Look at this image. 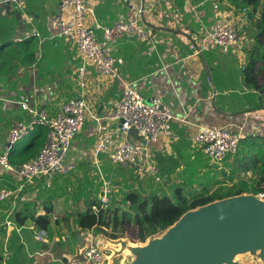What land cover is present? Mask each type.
<instances>
[{
    "label": "crops",
    "instance_id": "crops-1",
    "mask_svg": "<svg viewBox=\"0 0 264 264\" xmlns=\"http://www.w3.org/2000/svg\"><path fill=\"white\" fill-rule=\"evenodd\" d=\"M87 1L92 9L87 21L92 27L112 25L140 9L144 24L152 33L151 40L142 41L126 34L116 42L123 78L132 82L148 101L160 98L174 114L169 136L148 142L136 133L131 134L134 143L145 146L163 178L162 183L147 178L146 185L138 188L143 193L170 196L175 178L188 176L185 170L203 152L194 140L200 125L243 130L248 138L264 136V91L248 86L243 76L249 53L258 43L256 22L260 7L254 11V18L247 19L245 13L250 9L253 12L252 8L237 9L226 0ZM18 2L0 3V152L9 131L20 122L32 120L29 111L19 103L21 95L26 96L25 101L31 107L55 117L65 102L84 94L92 112L72 141L67 161L75 168L68 174L39 177L21 188L15 175L0 166V189L16 192V197L0 201V221L8 225L7 237L11 231L16 236L22 237V233L26 236L29 251L21 250L20 263L24 264L29 256H37L40 260L37 263L41 264L49 258L54 242L59 239L55 226L77 245L74 252L70 251V245L62 248L60 253L64 258L79 256V234H84L82 244L91 238L98 245L107 242L102 233L94 234L93 238L90 234L93 231L80 229L77 224L79 214L101 197L102 176L112 182L117 180L116 191L138 186L134 187L131 179L113 171L108 151L96 152L99 127L96 118L111 111L124 84L99 75L89 64L86 86L82 88L77 75L82 58L76 42L53 35L49 26L48 19L59 10L61 0ZM5 5L9 8L3 9ZM229 16L240 29L241 40L232 47L209 48L202 54H194L190 41L198 40L215 22ZM33 28L41 31V37L28 38L23 45L15 42L16 37ZM97 33L102 38V29H97ZM10 40L13 43L3 44ZM101 122L111 132L114 148L123 134L117 123L104 119ZM34 132L16 145L24 148L32 142ZM227 164L220 168H229ZM196 191L200 190L196 188ZM48 207L51 208L50 246L46 250L36 249L37 234L41 233L32 215H44ZM11 208L16 210L14 216L5 217ZM21 219L23 222L19 225ZM71 228L78 231L72 234Z\"/></svg>",
    "mask_w": 264,
    "mask_h": 264
},
{
    "label": "built area",
    "instance_id": "built-area-1",
    "mask_svg": "<svg viewBox=\"0 0 264 264\" xmlns=\"http://www.w3.org/2000/svg\"><path fill=\"white\" fill-rule=\"evenodd\" d=\"M0 3L19 4L18 0H0ZM91 13L92 9L87 0H61L59 10L52 14L48 21L53 35L64 36L76 42L82 58V64L77 70L82 88L86 86L89 64L93 65L99 75L120 80L124 84L121 96L114 102L111 111L102 118H96L99 122L96 152L108 151L112 164L135 165L141 176L162 182L163 178L159 175L158 167L150 158L147 149L143 145L134 143L131 134L133 130H136V135L148 142H156L164 135L169 136L174 114L170 106L160 98L148 101L132 82H127L122 76L116 56V42L124 35L131 34L139 40L146 41L152 37V33L145 26L143 12L140 9L112 25L96 24L95 27L87 21ZM97 29H102V38L98 37ZM41 35L39 29L33 28L14 40L21 42L26 38L41 37ZM240 40V29L229 16L228 19L215 22L198 40L192 39L190 49L194 54L199 55L209 48L232 47ZM25 98V95H21L19 103L22 108L29 111L32 120L30 123L20 122L11 129L0 152L1 168L12 172L21 188L39 177L66 175L75 168L73 163L67 161V156L74 137L86 122V116L92 114L84 94L65 102L55 117H50L43 109L31 107ZM102 119L117 123L119 131L123 134L114 148H112L111 132L105 124H101ZM37 126L48 128L44 145L35 157L23 163L14 164L11 161V152L16 144L34 132ZM245 138L246 134L243 130L233 131L224 126L200 125L194 134L195 142L215 163H222L228 157L235 155ZM102 178L104 195L99 198V203L91 205V210L95 213L101 208L110 206V198L107 194H111L113 182L103 176ZM15 194V190L2 188L0 201ZM259 194L264 197V192ZM38 238L43 239L41 235H38ZM100 247L91 238L83 247L86 261L81 263L107 264V260H104V251ZM75 262L77 261L74 260L73 263Z\"/></svg>",
    "mask_w": 264,
    "mask_h": 264
},
{
    "label": "trees",
    "instance_id": "trees-1",
    "mask_svg": "<svg viewBox=\"0 0 264 264\" xmlns=\"http://www.w3.org/2000/svg\"><path fill=\"white\" fill-rule=\"evenodd\" d=\"M226 1L237 9L252 8L254 12L264 0ZM257 26L259 27L256 35L258 43L249 53L243 76L248 86L264 91V10ZM26 39L19 44L23 45ZM11 43L13 42L10 40L3 44ZM47 131V127L38 126L33 133L32 142L24 148L15 146L10 155L11 161L19 164L35 157L45 143ZM227 159L229 168H213L212 171L206 172L203 178L205 182L198 185L200 191H196L192 197L187 196L185 188L179 184H173L175 198L157 192L143 193L130 188L123 191L119 198L112 196L111 193L109 208H101L95 213L90 207L86 212L79 214L78 227L93 231L94 234L102 233L112 239L129 237L135 242L145 241L149 236L172 225L189 209L244 192L255 194L264 192V136L250 138L246 136L238 152ZM250 172L253 173L251 177L238 178L236 182L229 184V181L234 180L237 174ZM183 183L186 184V182ZM96 203H99V199L93 200L92 204ZM49 212H51L50 207L44 215H32L40 233L48 235L47 241L42 242L43 247L37 245L36 249L46 250L50 246ZM22 222L21 219L19 225ZM20 249L21 246H19L18 256H21ZM61 260V262L46 261L41 264H82L79 261L70 262L66 258ZM0 264H6L1 252Z\"/></svg>",
    "mask_w": 264,
    "mask_h": 264
},
{
    "label": "water",
    "instance_id": "water-1",
    "mask_svg": "<svg viewBox=\"0 0 264 264\" xmlns=\"http://www.w3.org/2000/svg\"><path fill=\"white\" fill-rule=\"evenodd\" d=\"M83 235H78L79 245ZM124 238L107 237L108 245L100 247L107 264H113V257L125 254L126 249L122 264H246L241 258L247 255L254 257L252 264L264 263V197L244 192L217 199L189 209L145 241L134 243ZM108 250L113 253L109 255ZM74 260L86 261L83 249Z\"/></svg>",
    "mask_w": 264,
    "mask_h": 264
},
{
    "label": "rangeland",
    "instance_id": "rangeland-1",
    "mask_svg": "<svg viewBox=\"0 0 264 264\" xmlns=\"http://www.w3.org/2000/svg\"><path fill=\"white\" fill-rule=\"evenodd\" d=\"M259 7H260L259 8V19H260L262 17V12L264 10V1L261 2ZM245 16L247 19H249V17L254 18V12H252L250 9L248 12L245 13ZM256 24H257V22H256ZM12 46H14V44H12ZM227 161H228V159L224 160L222 163H215V162L211 161L202 152L197 156L196 161L193 164V166H191L189 169L185 170V172L188 176L185 178H182V176L175 178V180H176L175 183L182 185L185 188V194L187 196L192 197L193 194L196 192V188H198L200 190L198 185H201L200 184L201 182H202V184L205 182V180L203 178H204V175L206 174V172L212 171L213 168H220V167H223V165L225 166L228 163ZM110 163H111V161H110ZM111 168L116 173L124 175L125 177L129 178V180L131 179L133 186L134 187H135V185L138 186L137 189L136 188H134V189L138 190L139 192H142V191L138 188L142 185H146V179L147 178L149 179V177L141 176L138 173V170H137L135 165L121 166V165H115V164L111 163ZM227 171H229V169H227ZM252 175H253L252 172L246 173V174H237L235 176L234 180L229 181V184L236 182L238 180V178L251 177ZM183 182H186V184H184ZM116 183H117V180H114L113 181L114 185H113V188L111 190V193H112V196L119 198L123 191H121L120 189L118 191H116L117 188H119V186L115 185ZM163 194L165 195V193H163ZM169 195L172 198L173 197L175 198L174 189H172V192ZM12 208H11V210H9L7 212L6 215H4L5 217L7 215H9V217L14 216L16 210L12 209ZM11 212H12V214H10ZM0 220H1V217H0ZM4 228H5V230H4ZM55 228H56V233H57L59 239H58V241L54 242V247H53L52 253H51V255H48L49 258L46 259L45 262L46 261L57 262V261H59V260H57L58 259L57 257L63 259L64 257L61 256L60 250L62 248H64L65 246L70 245V251L71 252H74V249L77 247L76 242H72V241H74V239L70 240L68 237H65L66 233L63 234L62 231L57 229V226H55ZM7 229H8V225H3V223L0 221V252L4 255L6 264H16V263H19L20 259H21L20 256H18L19 246H21L20 250L23 249V250H25V252H27L26 250L29 251V248H28L29 243L26 240V236L24 235V233H22V237H21L19 234H18V236L14 235L11 231L10 237H7ZM38 229H39V227H38ZM70 230L73 231L72 234H74L78 231L77 228H75V230H73L71 228ZM90 234H92V237L95 238L93 232H90ZM38 235H41L43 239H39ZM124 239H126V241H132L128 237L124 238ZM37 241H39V243H37V245L39 247H43L42 242L47 241V238L42 233L37 234ZM132 242L136 243L135 241H132ZM85 244H87L86 240H85L84 244L78 245L79 253H81V250L83 249V246ZM105 245L107 246L108 242H103V244H100V246H105ZM116 246L118 247V245H116ZM57 250H58V252H57ZM107 253L109 255H111L113 252H112V250H108ZM245 257H248V258H245ZM73 258L74 257H72L71 259H68V258H66V259L71 262V260ZM241 259H243L242 260L243 263L245 262L246 264H252V262L255 261L254 257L252 255L242 256ZM37 260H39V259H37V256H29L27 261L24 264H38ZM124 260H125V254L115 255L113 257V264H122V262ZM250 260L252 261L251 263H250ZM258 262H259L258 264H264V263H260V261H258Z\"/></svg>",
    "mask_w": 264,
    "mask_h": 264
},
{
    "label": "bare ground",
    "instance_id": "bare-ground-1",
    "mask_svg": "<svg viewBox=\"0 0 264 264\" xmlns=\"http://www.w3.org/2000/svg\"><path fill=\"white\" fill-rule=\"evenodd\" d=\"M128 251H129V250L126 249V251H125V256H126V254L128 255Z\"/></svg>",
    "mask_w": 264,
    "mask_h": 264
}]
</instances>
